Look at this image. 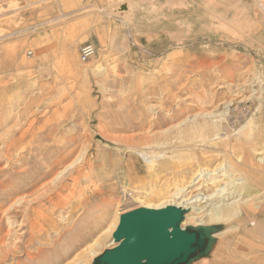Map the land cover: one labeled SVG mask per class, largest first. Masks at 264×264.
I'll return each instance as SVG.
<instances>
[{"label":"rangeland","instance_id":"rangeland-1","mask_svg":"<svg viewBox=\"0 0 264 264\" xmlns=\"http://www.w3.org/2000/svg\"><path fill=\"white\" fill-rule=\"evenodd\" d=\"M85 44L96 53L83 62ZM231 82L249 83L234 169L251 176L237 187L255 211L189 221L219 228L192 264H264V0H0V144L12 141L0 149V264H93L123 212L199 165L232 169L231 144L213 140L221 125L200 115L236 102ZM21 197L11 227L2 210Z\"/></svg>","mask_w":264,"mask_h":264},{"label":"bare ground","instance_id":"bare-ground-1","mask_svg":"<svg viewBox=\"0 0 264 264\" xmlns=\"http://www.w3.org/2000/svg\"><path fill=\"white\" fill-rule=\"evenodd\" d=\"M246 82H248V81L246 80ZM246 82L237 83V84H234L232 82L230 83L232 85V91L236 94L235 96L237 97L236 102H235V100H234L235 98H234V99H231L230 101L223 102L224 107H223V110H221V111L217 110V109H211V110H207V111L203 110L204 112L202 111L200 113V115L204 116L206 119L211 121V123L221 125L220 134H218L219 131L217 129L218 132H216V136L213 137V140L216 141L215 144H217L221 141L222 142L227 141L228 143L231 144V148H230V154L231 155L228 158V161L231 163L232 169H230L228 167V165L225 164V162H224L225 160H223L221 163L215 164L213 166H210V165L209 166L208 165L203 166V164L199 165V168L190 176V178L188 180H186L183 184L179 185L174 191H170V193L163 200H160V201H154V200L153 201L152 200L142 201L141 206H145L148 208H162V207H165L167 205H176V206L183 207V208L187 209L188 211L189 210L193 211V214H195V216L192 217L189 215V212H187L185 220L183 222V226L189 225V221L195 222V224H202V223H205L208 221H214L217 219H221L223 217V215H226L229 217H235L236 213L239 214L242 211H246L248 214L252 211H255L252 209L253 207L250 204H248V206H247V203L243 204L244 202H242L243 197H241V192H240L241 190L239 189L240 190L239 191L238 187H237L240 183L248 182L249 180H251V176H249L247 174L238 176L237 172L235 170L237 167H239L243 164V161L240 158V155L238 156L236 151L234 150V146H235L234 144H236V138L234 137V135H235L234 132L236 131L235 126H236V122L239 121L238 119L240 116L239 117L234 116L233 112L235 110L239 109V107L242 106L241 104L244 101H246L245 97L243 96V94L246 92V88L249 86V83H246ZM169 112H170V110H166L167 114H169ZM196 116H198V113L195 114V116H193V118H195ZM243 118H244V116H243ZM187 120L188 119H185L182 122H185ZM217 127H218V125L216 126V128ZM213 128H215V126H213ZM155 132L157 133V131H155ZM22 134L25 136V135H27V132L24 131ZM151 134H153V133H151ZM154 135H156V134H154ZM203 135H205V134H203ZM148 136H149V134H148ZM150 137H152V135H150ZM143 138L145 139V137H143ZM203 138H205V137H203ZM3 139H4V137H3ZM200 140H203V139H199L198 141H200ZM11 143H12L11 140L9 142H7V140L3 141L0 144V149H2V148L8 149L9 147L12 146ZM144 143H146V142H143V144ZM208 146H209V144H208ZM133 149L135 151H137L139 154H141L146 160L150 161L152 159V157L149 156L150 152L148 149L138 148L137 146H135ZM82 153H83V151H82ZM260 154H262V156H260V159L264 160V150H262L260 152ZM80 158H81V156H77L73 162L67 163L66 165H64V167L62 169L58 170L55 174L52 175V177L50 178L49 181L43 183L39 187V189L41 190V189H45L48 186L50 187L51 184L55 183L60 177H62V175L75 162H78L80 160ZM258 170H260V169H258ZM152 179L150 181H152ZM142 190L143 189L138 188L137 193L146 192V191H142ZM235 197H237V199L233 200L232 202H226V201H230L232 198H235ZM238 197H241V198H238ZM23 198H25V197L18 198L15 202H12L11 205L4 207V209L2 210L3 214L7 215V218L11 222V227H14L16 225L15 223L17 221H15V219L14 220L11 219V216L8 215V212L13 208V206H15V204L18 201L20 202V200ZM248 200L249 199H246L245 201L248 202ZM233 202H235V203L237 202V205L235 204V206H233V207H227L229 204H231ZM236 207L238 208L237 210H236ZM228 213H229V215H228ZM259 214L263 215L264 209L260 210ZM63 216L66 217L68 215L63 214ZM17 219L18 218H16V220ZM192 219H193V221H192ZM17 225L22 226L21 224H17ZM117 225H118V223L110 224L107 227L106 231H114L115 228L117 227ZM15 229H14V231H15ZM12 232L13 231L11 229H8L7 234H10ZM83 232H85V231H83ZM17 236H18V234H17ZM2 237H4V236H2ZM13 237H14V235H13ZM17 238H20V237H17ZM10 239H11V237H10ZM0 240H1V238H0ZM16 240H18V239H16ZM14 242H16V241H14ZM7 245H8V243H7ZM258 262L259 261H255L254 264H258Z\"/></svg>","mask_w":264,"mask_h":264},{"label":"water","instance_id":"water-1","mask_svg":"<svg viewBox=\"0 0 264 264\" xmlns=\"http://www.w3.org/2000/svg\"><path fill=\"white\" fill-rule=\"evenodd\" d=\"M187 212L176 205L123 212L112 234L115 244L93 264H192L211 251L219 228L183 226Z\"/></svg>","mask_w":264,"mask_h":264},{"label":"built area","instance_id":"built-area-1","mask_svg":"<svg viewBox=\"0 0 264 264\" xmlns=\"http://www.w3.org/2000/svg\"><path fill=\"white\" fill-rule=\"evenodd\" d=\"M96 53V48L93 44H85L80 48L81 61L86 62Z\"/></svg>","mask_w":264,"mask_h":264}]
</instances>
